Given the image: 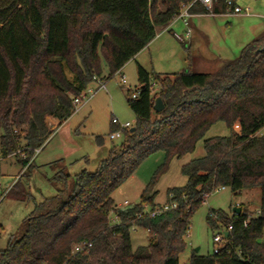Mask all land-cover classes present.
I'll use <instances>...</instances> for the list:
<instances>
[{
  "label": "trees",
  "instance_id": "16d2710c",
  "mask_svg": "<svg viewBox=\"0 0 264 264\" xmlns=\"http://www.w3.org/2000/svg\"><path fill=\"white\" fill-rule=\"evenodd\" d=\"M185 2L0 0V158L15 156L21 168H30L35 151L72 116L73 100L94 78L111 79L172 23ZM224 10L223 0L213 6L215 15ZM191 13L206 14L198 3ZM187 60H192L189 54ZM135 76L139 95L127 100L135 131L111 124L109 134L119 131L123 141L93 172H57L53 180L63 189L35 205L21 233L0 249V264H180L191 217L218 187L234 194L259 188V214L240 209L228 219L210 211L207 222L216 228L211 219L218 217L224 243L211 255L193 251L187 264H264V31L238 57L219 60L213 73L190 68L150 74L136 64ZM156 98L164 105L159 113L153 109ZM217 123L225 125L228 136L203 140L204 156L181 167L186 185L167 191L178 208L136 220L144 205L155 207V178L169 161L192 154ZM95 143L101 147L103 138ZM158 151L164 161L140 203L116 209L112 193L143 158ZM5 198L25 201L28 196L16 181ZM110 215L120 225H112ZM132 226L147 233V246L132 250ZM82 243L90 247L74 253Z\"/></svg>",
  "mask_w": 264,
  "mask_h": 264
},
{
  "label": "rangeland",
  "instance_id": "374dc122",
  "mask_svg": "<svg viewBox=\"0 0 264 264\" xmlns=\"http://www.w3.org/2000/svg\"><path fill=\"white\" fill-rule=\"evenodd\" d=\"M235 3L248 9L249 16L218 19L207 17L201 20V30L207 32L208 50L224 60L238 57L240 51L264 30V0H235ZM179 24L182 26V23L178 22ZM158 35L138 53V57L130 60L120 72L107 80V92H100L91 101L79 106L78 111L35 151L30 168H21L15 156L0 158V249L6 247L10 236L21 233L22 221L34 214L35 205L56 196L63 189L61 184L53 180L57 172L70 176L83 170L93 172L98 162L107 157V152L113 146L121 144L122 137L109 140L112 118L117 119L120 124L129 123L132 127L135 126V117L127 107V100L137 90L136 64L150 74H175L190 68L197 72L213 73L218 68L216 62L209 60L210 58L206 61L207 64L197 61L196 49L190 47L187 52V42L181 44L173 38L171 32L162 31ZM202 46L200 44L201 48ZM188 54L192 58L190 62L187 60ZM107 74L108 69L102 60V75ZM121 76L125 80L123 86L120 84ZM91 86L94 89L95 85ZM228 134L223 123L215 124L196 144L192 154L181 159L173 158L169 161L166 172L156 178L155 175L164 161V153L158 151L143 158L133 174L112 193L111 198L116 207H122L124 202L130 207L139 204L143 190L154 178V204L166 203L168 190L182 188L187 183V179L181 174V167L189 160L204 156L203 140L225 137ZM98 136L103 138L101 148L95 143ZM20 156L23 158V155ZM16 181H19V185L27 193L28 198L25 201L5 198L6 190ZM259 205V188L243 190L238 194L225 187L213 189L191 217L190 228L184 237L186 247L178 257L179 263L187 264L195 249H199L197 253L200 255H211L219 247L213 238L222 234L224 227L218 217L211 219L216 228L208 224L207 216L210 211L221 212L230 219L232 209L237 207L251 216H256ZM144 207L149 208L148 205ZM109 221L116 225L112 215ZM129 233L132 250L147 246L148 238L144 230L130 229ZM261 242L264 243V233Z\"/></svg>",
  "mask_w": 264,
  "mask_h": 264
},
{
  "label": "built area",
  "instance_id": "2783aa9c",
  "mask_svg": "<svg viewBox=\"0 0 264 264\" xmlns=\"http://www.w3.org/2000/svg\"><path fill=\"white\" fill-rule=\"evenodd\" d=\"M218 0H186L184 4L181 5L180 12L179 14L174 18L173 21H180L182 23V26L184 28V32L182 34L174 33V38L179 41L180 43H185L188 41V39L191 36V28H190V19L192 18L193 14L191 13V7L193 4L198 3L203 7V9L206 12V15L209 16H215L213 13V5L217 3ZM224 2V15L225 16H238V15H243V16H249V10L248 9H243L236 5V3L232 0H223ZM157 35V34H156ZM120 72V71H119ZM118 73V72H117ZM94 83L97 84V89H93L91 87L87 88L83 93H81L78 97H76L73 102V113L78 111V107L81 105H84L91 101L95 95L97 94L98 91H104L107 92L106 90V82H102L98 79L94 78ZM120 84L123 86L125 85V80L123 76H121L120 79ZM139 95L138 90L135 92H132L130 94V99H136ZM111 123L114 125H118L120 129H131L132 126L129 123H124L120 124L119 121L115 118L111 119ZM120 132H114L112 134H109V140H114L117 137L120 136ZM224 188V187H222ZM207 195L204 196V199L206 198ZM168 201L164 204H156L154 208H147L144 207L143 211L139 214L135 215V219H140L142 217H149V218H155L158 217L162 214L169 213L172 211H175L178 208L177 203L173 200L174 197L170 193L167 195ZM131 208L130 205L127 202H124L122 207H116V209H119L120 211H125L126 209ZM259 214V213H257ZM256 214V215H257ZM114 222H116V225H120L119 218L116 215H112ZM212 218H216L215 216H212ZM130 229H136L135 226H132ZM228 231L231 230V227H228ZM224 235L219 234L215 235L213 238L214 243L216 244H222L224 243ZM90 247V244H78L75 245L73 248L74 253H79L87 248Z\"/></svg>",
  "mask_w": 264,
  "mask_h": 264
},
{
  "label": "crops",
  "instance_id": "0c3cea01",
  "mask_svg": "<svg viewBox=\"0 0 264 264\" xmlns=\"http://www.w3.org/2000/svg\"><path fill=\"white\" fill-rule=\"evenodd\" d=\"M216 4L217 3H215L214 5H216ZM223 13L224 12H221L219 14H216L215 16H209V15H206V14L197 13V14H193L192 18L190 19L191 36H190V38L187 41L188 51H190V47H193V48L196 49L195 50V55L197 57L196 56L195 57H196L197 61H202V63H206L207 64L206 61L210 58L209 60H211V61L214 60L216 62V65H218L219 60H224V59L220 58L219 56L214 55L213 53H211L208 50L209 47L207 45H209V42H208V37L205 34L207 32L204 33L203 30H201L202 29L201 20L204 19V18L211 17V18L218 19V18L232 17V16H225ZM178 22H180V21H172V23L163 31L171 32L172 36L174 35V33L182 34L184 32V28L180 24L178 25ZM176 29L177 30L179 29V32H176ZM263 31H261L259 33V35ZM158 34L156 36H159ZM173 38H174V36H173ZM201 41H203L204 43H202ZM198 43H199V46H198ZM181 44H184V43H181ZM200 44H203L202 48L200 47ZM136 57H138V54L134 58H136ZM200 73H208V72H204L203 71V72H200ZM92 85H95L94 88L97 89V84L96 83H94ZM90 87L92 88V86H90ZM100 92H104V91H98L97 94L100 93ZM110 124H112L111 121H110ZM120 137H121V134L116 139H119ZM108 152H107V154H108ZM6 192H7V190H6Z\"/></svg>",
  "mask_w": 264,
  "mask_h": 264
},
{
  "label": "water",
  "instance_id": "95a60500",
  "mask_svg": "<svg viewBox=\"0 0 264 264\" xmlns=\"http://www.w3.org/2000/svg\"><path fill=\"white\" fill-rule=\"evenodd\" d=\"M163 108H164V105H163L161 99L160 98H156L155 101H154V107H153L154 111L156 113H159V112H161L163 110ZM47 125H48L49 129L53 128V124L51 122L47 121ZM134 131H135V127H132L129 130V133H133ZM240 211H241L240 208H237V207L232 209V212L237 213V214H239ZM225 236H227V234H225ZM198 250L199 249H195V252L197 253Z\"/></svg>",
  "mask_w": 264,
  "mask_h": 264
}]
</instances>
